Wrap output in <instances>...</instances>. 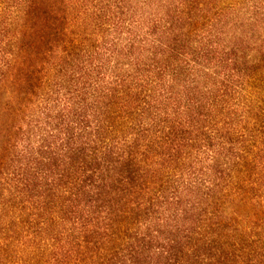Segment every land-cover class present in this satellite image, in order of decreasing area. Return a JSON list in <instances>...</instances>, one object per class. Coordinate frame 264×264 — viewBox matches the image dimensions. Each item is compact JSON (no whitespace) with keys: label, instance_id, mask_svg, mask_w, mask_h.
Masks as SVG:
<instances>
[{"label":"trees","instance_id":"16d2710c","mask_svg":"<svg viewBox=\"0 0 264 264\" xmlns=\"http://www.w3.org/2000/svg\"><path fill=\"white\" fill-rule=\"evenodd\" d=\"M0 264H264V0H0Z\"/></svg>","mask_w":264,"mask_h":264}]
</instances>
